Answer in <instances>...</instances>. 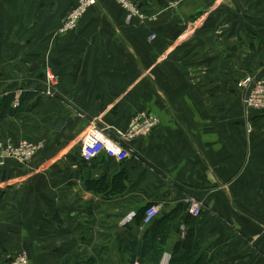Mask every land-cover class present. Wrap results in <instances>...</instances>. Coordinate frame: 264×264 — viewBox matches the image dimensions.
Returning a JSON list of instances; mask_svg holds the SVG:
<instances>
[{
  "label": "crops",
  "instance_id": "obj_1",
  "mask_svg": "<svg viewBox=\"0 0 264 264\" xmlns=\"http://www.w3.org/2000/svg\"><path fill=\"white\" fill-rule=\"evenodd\" d=\"M77 1L0 0V147L44 142L27 164L0 155V262L132 264L130 235L170 222L159 264L191 231L204 264H264V111L237 85L264 73V0H137L153 19L131 22L99 0L63 32ZM139 111L160 123L129 158L81 157L93 120L125 129Z\"/></svg>",
  "mask_w": 264,
  "mask_h": 264
},
{
  "label": "built area",
  "instance_id": "obj_2",
  "mask_svg": "<svg viewBox=\"0 0 264 264\" xmlns=\"http://www.w3.org/2000/svg\"><path fill=\"white\" fill-rule=\"evenodd\" d=\"M99 0H78L71 8L65 18L61 31L66 32L75 29L80 19L88 11L89 8L98 4ZM126 10L137 12L142 20H146L147 16L130 0H116ZM130 19V18H128ZM190 32L195 30L194 26L189 29ZM154 36H151V39ZM46 85L44 93L46 96L54 95L58 90L59 77L56 73L47 71L44 78ZM242 96V102L247 110L264 111V73L248 74L237 83ZM16 106L19 105L17 102ZM159 117L149 111H139L130 120L125 129L117 127H109L92 121L87 128L81 144V157L86 161H92L101 154L106 153L110 157H114L119 161L129 158L132 154L131 145L133 142L149 136L153 130L159 125ZM249 130L251 129L248 124ZM44 148V142L23 141L19 146L14 144L7 148L0 147V155L2 157L13 159L19 163L26 164L35 158ZM202 203L196 197L188 198V213L193 217H199L202 213ZM160 213V206L157 204L150 205L146 208L143 225L151 224ZM0 264H30V257L26 251L13 256L10 259L1 261ZM133 264H142L136 260Z\"/></svg>",
  "mask_w": 264,
  "mask_h": 264
},
{
  "label": "trees",
  "instance_id": "obj_3",
  "mask_svg": "<svg viewBox=\"0 0 264 264\" xmlns=\"http://www.w3.org/2000/svg\"><path fill=\"white\" fill-rule=\"evenodd\" d=\"M27 95H29L28 97H30L32 93H25L23 99L20 102L21 105L24 103V99ZM19 108L20 106L18 107V109ZM121 176L118 175V177H115V185H120L121 181L126 178L123 175ZM117 191L121 190L119 189ZM171 226L172 225L170 222L161 223L160 227L157 228V232H153L151 234L147 233L144 236L143 242H141L136 235L131 234L130 237H132V247L130 248V251L133 252L131 256L132 264L136 260L140 261L142 264H149V261H151V263L153 264H159L164 252L166 251L164 247L166 246L167 240L169 238L168 232L171 230ZM182 243L183 244L177 245L173 250L170 264L205 263L206 259L202 254L200 244L196 243L194 233L192 231L187 235L186 241Z\"/></svg>",
  "mask_w": 264,
  "mask_h": 264
},
{
  "label": "rangeland",
  "instance_id": "obj_4",
  "mask_svg": "<svg viewBox=\"0 0 264 264\" xmlns=\"http://www.w3.org/2000/svg\"><path fill=\"white\" fill-rule=\"evenodd\" d=\"M117 4H119L121 7H122V5L120 4V3H118L116 0H114ZM131 1V3L133 4V6L135 5V8L136 9H138V10H140L141 12H142V10L140 9V7H139V4H138V2H137V0H130ZM123 8V7H122ZM125 11H126V17H127V20H128V22H131L132 21V19L133 18H137V17H139L138 15H137V12H132L131 10H126L125 8H123ZM146 15V14H145ZM147 16V15H146ZM128 18H130V19H128ZM141 19V18H140ZM153 19V16H147V20H152ZM44 82V81H43ZM41 85V84H40ZM44 85H45V83H44ZM40 87L41 86H39V88H37L38 90H39V92H40V90H42L41 92H43L44 93V89H45V87L46 86H44V88L42 89H40ZM38 92V93H39ZM58 93V90H55V94L54 95H52V96H55L56 94ZM43 96H46V94H42ZM52 96L51 95H48V97H50V98H52ZM70 104L72 105V107H74L75 109H77V106L72 102H70ZM20 106V105H19ZM25 140H27V141H32V140H30V139H27V138H23V139H20L19 141H17V142H13V140H9V141H7V142H5V143H3V148H7L9 145H11V144H14V145H16V146H19L20 145V143L21 142H23V141H25ZM32 142H36V141H32ZM38 142V141H37ZM39 155V154H38ZM37 155V156H38ZM28 163V162H27ZM26 163V164H27ZM171 257H169L168 255H166V256H164V259L162 260L163 262L161 263V264H170V261H171V259H170Z\"/></svg>",
  "mask_w": 264,
  "mask_h": 264
},
{
  "label": "water",
  "instance_id": "obj_5",
  "mask_svg": "<svg viewBox=\"0 0 264 264\" xmlns=\"http://www.w3.org/2000/svg\"><path fill=\"white\" fill-rule=\"evenodd\" d=\"M37 64H35L33 67H36Z\"/></svg>",
  "mask_w": 264,
  "mask_h": 264
}]
</instances>
